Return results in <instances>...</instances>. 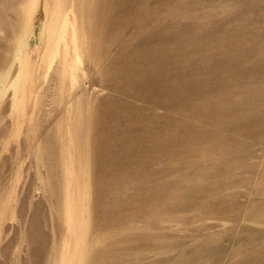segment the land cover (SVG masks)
<instances>
[{
	"label": "rangeland",
	"instance_id": "374dc122",
	"mask_svg": "<svg viewBox=\"0 0 264 264\" xmlns=\"http://www.w3.org/2000/svg\"><path fill=\"white\" fill-rule=\"evenodd\" d=\"M0 264H264V0H0Z\"/></svg>",
	"mask_w": 264,
	"mask_h": 264
},
{
	"label": "bare ground",
	"instance_id": "6f19581e",
	"mask_svg": "<svg viewBox=\"0 0 264 264\" xmlns=\"http://www.w3.org/2000/svg\"><path fill=\"white\" fill-rule=\"evenodd\" d=\"M63 32H64V31H63ZM61 33H62V32H61ZM67 33H68V32H67ZM58 35H59V34H58ZM57 43H58V42H57ZM57 43H56V44H57ZM56 44H55V45H56Z\"/></svg>",
	"mask_w": 264,
	"mask_h": 264
}]
</instances>
